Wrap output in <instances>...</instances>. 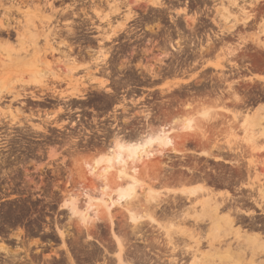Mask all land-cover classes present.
<instances>
[{"label":"rangeland","instance_id":"obj_1","mask_svg":"<svg viewBox=\"0 0 264 264\" xmlns=\"http://www.w3.org/2000/svg\"><path fill=\"white\" fill-rule=\"evenodd\" d=\"M2 2L5 7L13 8L6 17L1 15L4 14L1 10L0 21H8L9 16L12 27L25 32L21 38L13 31L9 38L5 35L0 38L10 44L5 47L0 42V92L11 90L10 95L17 96L38 90L48 95L63 89L57 92L80 98L83 97L80 93L101 86L99 82L87 87V77H79L83 67L68 56L54 60L51 50L68 47L70 43L60 36L47 43L44 35L50 32L42 27L50 22L54 33L56 21L50 20V9L48 12L39 10L45 1ZM234 2L218 0L215 7L218 36L228 42L219 44L217 56L203 62L201 72L191 71V76L171 72L169 80L159 87V97L169 98L167 113L149 122L140 133H123L121 139L132 142L149 129L165 130L174 146L170 151L156 147L152 159L142 161L133 169L126 168L122 182L117 180L118 170L109 174L111 189L119 183L134 182L135 193L118 204L116 196L104 197L101 187L87 176L88 167L115 148L117 136H111L104 147L97 149L70 151L59 148L57 153L47 150L42 160L43 177L49 175L50 166L55 162L57 175L52 182L42 181L46 198L38 202L0 198V222L7 224L10 238L18 242L0 241V258H67L64 264H81L85 258L89 264H170L179 259L178 264H251L250 259L254 258L258 264L261 261L264 264V215L243 200L249 193L245 187L247 174L236 173L235 160L224 153L226 148L237 143L244 150L248 145L264 146V123L260 121L264 117V0H239L238 7L232 5ZM159 4L158 0L153 1L154 6ZM17 7L21 9L15 10ZM233 26L234 30L229 31ZM249 48L255 52H245ZM64 63L70 70L66 72L70 81L60 86L55 81L59 77L56 73L62 72L58 69H62L60 64ZM247 63L253 64L250 72L243 70ZM76 66L78 69L73 70L78 73L71 70ZM88 75L93 74L89 72ZM93 81L99 80L93 78ZM188 89L197 93L190 96L185 93ZM236 97L242 101L236 102ZM1 112L0 109V115ZM17 116L10 112L12 120L16 121ZM49 120V113L45 112L44 128H48ZM59 127L68 129L69 124L62 123ZM219 155L223 158L219 159ZM252 156L244 153L239 163L246 167L255 162L258 174L252 172L250 178L258 175L262 179L264 156L255 155L254 159ZM201 162L211 163L212 171L196 179L194 167ZM193 191L198 193L193 196ZM106 194L115 195L112 190H107ZM70 196L78 200L81 212L88 214L87 227L79 219H71L67 207ZM229 199L235 200L237 205L232 201L229 203L233 204L227 205ZM105 203L110 205L109 211ZM238 212L239 217L235 216ZM130 213L138 218V223L130 220ZM34 215H39L38 219L35 220ZM116 237L122 241V248L117 246Z\"/></svg>","mask_w":264,"mask_h":264},{"label":"flooded vegetation","instance_id":"obj_2","mask_svg":"<svg viewBox=\"0 0 264 264\" xmlns=\"http://www.w3.org/2000/svg\"><path fill=\"white\" fill-rule=\"evenodd\" d=\"M43 1L58 10L54 34L69 39L70 43L68 47L51 50L54 60L65 55L82 66L79 77H87V87L101 81L105 84L80 93L83 95L80 98L58 93L63 89L48 95L34 90L3 96L0 198L6 200L38 202L46 198L42 181L52 182L57 175L55 162L49 175L43 177L42 160L47 150L57 153L59 148L70 151L101 148L111 136L121 140L123 133H140L149 122L157 121L160 115L163 118L169 98L159 97V87L169 80L171 72L182 76H191L193 70L201 72L203 62L217 56L219 44L228 43L219 38L216 30L218 0H158V6L153 5L156 0ZM108 37L111 39L107 40ZM245 52L255 51L249 48ZM60 65L62 69L58 70L62 72L56 73L59 77L55 81L60 86L68 85L66 72L70 70L65 63ZM249 68L253 64L247 63L243 70L250 72ZM76 70L73 71L78 73ZM89 72L93 75L89 76ZM185 93L192 96L197 92L188 89ZM10 112L18 115L16 121L11 119ZM45 112L50 118L48 128L42 122ZM62 123L69 124V128L59 127ZM212 166L208 162L197 163L194 177L199 179L211 172ZM38 217L33 216L35 220ZM7 231V224L0 222V241L17 244ZM65 261L67 258H0V264H64ZM81 264L89 263L85 258Z\"/></svg>","mask_w":264,"mask_h":264},{"label":"bare ground","instance_id":"obj_3","mask_svg":"<svg viewBox=\"0 0 264 264\" xmlns=\"http://www.w3.org/2000/svg\"><path fill=\"white\" fill-rule=\"evenodd\" d=\"M14 1V0H13ZM20 1V0H18ZM21 4H24L23 0H21ZM237 1L239 0H235L234 3H232L233 6L235 7H238V4H237ZM14 4V3H13ZM16 4V3H15ZM17 4H20L19 2ZM16 4V5H17ZM31 4V3H29ZM33 5V4H32ZM117 5V4H116ZM160 5V4H159ZM22 6V5H21ZM162 7V6H161ZM13 8V7H12ZM12 8L11 7H5L2 0H0V12L1 10L4 11V14L1 13V15L5 16L7 15L8 13L11 14L12 13ZM21 7H17L15 10H20ZM47 9H50L52 11L51 13V16L49 17L50 20L53 19L54 20V16L55 14H57L56 10L54 9V7L52 6V4H48V2L42 6L39 10H47ZM69 10V9H68ZM48 12V10H47ZM82 12V11H81ZM50 13V12H49ZM1 17V16H0ZM6 17V16H5ZM226 17V16H225ZM2 18V17H1ZM7 19L8 21L6 20V22H2L0 21V38H2L4 35L7 36L8 38L10 37V31H13L16 36L18 38H21L24 34L23 32H25L23 29H20L19 27H12L11 25V22H10V17L7 16ZM237 20V19H236ZM3 21H5L3 19ZM49 21V20H48ZM238 21V20H237ZM222 22V21H221ZM52 27V26H51ZM234 27H231L229 28V31H232L234 30ZM45 28L47 30H49V34H46L44 35L46 41L48 44H50L51 41H53L54 37H56V34H54L52 32V30L50 29V22L48 23L47 22V25L46 26H43L42 29L45 30ZM74 29V28H73ZM68 33V32H67ZM218 33V32H217ZM225 33V32H224ZM70 35V34H69ZM72 35V34H71ZM70 35V36H71ZM58 37V36H57ZM220 38V37H219ZM222 38V37H221ZM3 39V38H2ZM67 39V38H66ZM111 38H107V40H110ZM65 40V39H64ZM1 43H3V45L5 47H9L10 44L8 41H0ZM231 53V52H230ZM104 54V53H103ZM235 55V54H234ZM230 56V55H229ZM221 79V78H219ZM225 80V79H224ZM101 84L102 86H104L105 83H103L101 81ZM2 90V89H1ZM13 92L11 90L7 91V90H2L0 92V101L2 100L3 96L4 95H10L12 94ZM242 100H240L238 97H236V102H240ZM1 116V115H0ZM12 116V115H11ZM206 116V114L204 115ZM223 116V114H222ZM228 118V117H227ZM218 120V119H217ZM236 120V119H235ZM262 121V123H264V117L260 120ZM234 122V121H233ZM217 123V122H216ZM219 123V122H218ZM222 123V121H221ZM234 124V123H233ZM232 124V125H233ZM220 125V124H219ZM223 125V123L221 124ZM240 125V124H238ZM241 126V125H240ZM234 127V126H233ZM222 130V129H221ZM217 131V130H216ZM232 135V133H231ZM204 138V137H203ZM220 138V136H219ZM225 138V137H224ZM236 138V137H235ZM227 140V139H226ZM250 140V138H249ZM248 140V141H249ZM240 141V140H239ZM246 142V141H245ZM258 143V142H257ZM238 144V143H237ZM228 146L229 148H226L227 151L224 152V153H227V154H230L231 155V158L233 159V161L235 160L234 162V166L236 167V173H238L239 175H242L243 172H245L247 174V177H248V183L247 181H245L246 183V189L249 191V193L244 197V194L243 195V200L245 201H248L246 203H249L250 205L252 204V206L254 205L255 207H257L258 209H260L262 211V214L264 215V177L261 179L258 175H254L252 178H250V175L251 173L253 172V174H258V165L255 163V162H252V163H249L246 167L242 166L241 163H239L240 159H242L241 157L243 156L244 153H251V155L255 156V155H259L260 154V158L262 157L261 155L264 156V146H261L259 148H256L255 146H252V145H248V148L246 151V148L244 150V148L242 149L240 144H238V146ZM114 145V149L108 153V155H104V156H101L100 158L96 159L94 161L93 164H91L89 167H88V171H87V176L92 178V180H94L96 182V184L101 187V190H102V193H104V197L107 196L108 198H112L114 196L117 197V200L116 202L118 204H120L122 201H126L127 198L131 197L134 193H135V189H136V184L133 182V183H129V184H125V185H122V184H118L116 187H114V189H111V186L109 185V174L113 171V170H118L119 174H118V179L119 182H122L123 180H125V176H124V172L126 170V168H132L135 167L136 165L140 164L142 161L144 160H150L152 159V157H154V154L152 153L153 150L158 147L160 149H169L168 151L170 150H173L174 146L172 144V139L168 136V133L165 131V130H161V131H153V130H149L148 132L145 133V135L139 137L137 140L135 141H132V142H125L123 141L122 139L121 140H117ZM235 145V144H234ZM244 145V144H243ZM242 145V146H243ZM251 146V147H250ZM227 147V146H226ZM245 147V146H244ZM223 149V147H221ZM222 149L220 150V153H223L221 152ZM246 151V152H245ZM218 152V151H217ZM229 155V156H230ZM233 155H234V158H233ZM221 156V155H219ZM250 156V154H249ZM252 156V157H253ZM257 157V156H256ZM223 157H219V159H222ZM230 158V159H231ZM264 158V157H263ZM244 159V158H243ZM254 159V157H253ZM226 160V159H225ZM257 160V159H256ZM224 161V160H223ZM230 161V160H229ZM228 161V162H229ZM232 161V160H231ZM244 161V160H243ZM246 161V160H245ZM259 162V160H258ZM231 162H229L230 164ZM260 163V162H259ZM241 165V166H240ZM232 167H233V163H232ZM235 170V168H233ZM232 169V171H233ZM262 173V172H261ZM252 174V175H253ZM264 176V174H262ZM245 176V174H244ZM243 177V176H242ZM241 177V178H242ZM246 177H244L245 179ZM239 179V178H237ZM240 180V179H239ZM241 181V180H240ZM239 181V182H240ZM243 181V180H242ZM243 183V182H242ZM243 185V184H242ZM244 187V189H245ZM241 188V187H240ZM243 188V186H242ZM107 190H112V192L115 193V195H111V194H106ZM246 190V191H247ZM239 191V190H237ZM243 191V190H242ZM245 191V190H244ZM247 191V192H248ZM241 192V191H240ZM239 192V193H240ZM198 192L197 191H193L191 192V194L193 196H195ZM103 197V196H102ZM241 198V194L239 196ZM224 198V197H223ZM231 199V198H230ZM228 201L229 202H235V200H230ZM80 200V199H79ZM218 200V199H217ZM238 200V199H237ZM93 199L90 200V202L88 203L89 205H91ZM221 201V200H220ZM224 201V200H223ZM226 201V199H225ZM224 201V202H225ZM81 202V201H80ZM219 202V201H218ZM223 202V203H224ZM239 202V201H238ZM220 203V202H219ZM222 203V204H223ZM221 204V203H220ZM227 204V202H226ZM233 204V203H231ZM230 203L227 204V205H231ZM241 204V203H240ZM244 204V202H243ZM79 202L78 200H76L75 197L73 196H70L69 199L67 200V207H68V210H69V214L71 216V219H79V221L81 222L82 225H84V227L86 226L87 227V222H88V214L87 213H84V212H81V208L79 207ZM237 205L236 202L234 204V206ZM242 205V204H241ZM105 206L107 207V211L110 210V205L108 206L106 203H105ZM240 206V205H239ZM243 206V205H242ZM226 207V206H224ZM223 207V208H224ZM237 207V206H236ZM248 207V205H247ZM234 208V207H233ZM232 208V209H233ZM241 208V207H240ZM254 208V207H253ZM219 209V206L216 207V210L218 211ZM227 209V208H226ZM236 209V208H234ZM250 209V208H249ZM255 209V208H254ZM237 210V209H236ZM220 211V210H219ZM236 212V211H235ZM234 210H233V213H235ZM243 211H241L242 213ZM260 212V211H259ZM217 213V212H216ZM223 213V212H222ZM238 214V215H237ZM235 216H238L239 217V212L237 213ZM232 215V214H231ZM234 215V214H233ZM262 215V216H263ZM130 220L134 223H138L139 220L137 217H135V215H133V213H130ZM261 216V217H262ZM233 218V216H232ZM235 218V217H234ZM233 218V220H234ZM259 218V217H258ZM211 219V218H210ZM240 220V219H238ZM261 220V219H260ZM236 221V218L235 220ZM201 223V222H200ZM236 223V222H235ZM234 223V224H235ZM199 226V225H198ZM198 232V231H197ZM194 233V232H193ZM201 234V233H200ZM200 238V237H199ZM205 238V236H204ZM117 239V246L122 248V241L120 240V238L116 237ZM200 241V239H199ZM226 243V242H225ZM224 245V244H223ZM200 249V248H199ZM175 251V250H174ZM202 251V250H201ZM186 253V252H185ZM185 253L183 252V254L185 255ZM193 253V252H192ZM174 255V254H173ZM176 255V254H175ZM174 255V256H175ZM174 258V257H173ZM172 258V259H173ZM181 260V259H179ZM178 260V261H179ZM183 260V259H182ZM260 260V259H259ZM178 261H175L177 262L178 264ZM175 262H173L174 264H176ZM255 262H257V260L254 261V258H251L250 259V262L251 264H254ZM264 262V261H263ZM173 263H170V264H173ZM260 264H262V261L259 262ZM258 264V262L256 263Z\"/></svg>","mask_w":264,"mask_h":264}]
</instances>
